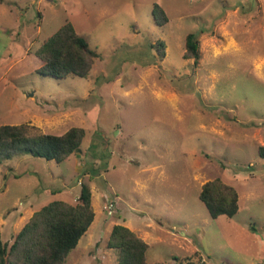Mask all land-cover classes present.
<instances>
[{
	"label": "rangeland",
	"instance_id": "rangeland-1",
	"mask_svg": "<svg viewBox=\"0 0 264 264\" xmlns=\"http://www.w3.org/2000/svg\"><path fill=\"white\" fill-rule=\"evenodd\" d=\"M67 22L99 53L88 77L37 72L41 45ZM191 32L198 62L184 58ZM4 124L86 130L63 162L0 164L9 243L49 202L78 203L86 184L95 219L65 264H118L116 224L150 244L149 262L264 264V0H0ZM217 178L239 192L232 217H212L200 199Z\"/></svg>",
	"mask_w": 264,
	"mask_h": 264
},
{
	"label": "trees",
	"instance_id": "trees-1",
	"mask_svg": "<svg viewBox=\"0 0 264 264\" xmlns=\"http://www.w3.org/2000/svg\"><path fill=\"white\" fill-rule=\"evenodd\" d=\"M154 20L159 25L168 21L162 5L154 3ZM165 56V42L157 45ZM38 56L42 65L37 72L58 78L69 76L88 77L99 53L75 29L65 23L41 45ZM184 58H201L198 32H191L186 39ZM27 124L0 126V164L15 156L30 154L63 162L82 146L86 130L73 126L62 134L33 131ZM264 158V145L259 147ZM200 199L206 204L212 217L234 216L240 208L237 188L217 178L207 181L200 191ZM95 219L90 186L83 184L76 204L66 200H54L36 211L12 243L5 240L0 230V264H65ZM108 245L118 251V264H161L149 262L150 244L137 232L124 224H116ZM189 264H196L190 262Z\"/></svg>",
	"mask_w": 264,
	"mask_h": 264
},
{
	"label": "built area",
	"instance_id": "built-area-1",
	"mask_svg": "<svg viewBox=\"0 0 264 264\" xmlns=\"http://www.w3.org/2000/svg\"><path fill=\"white\" fill-rule=\"evenodd\" d=\"M113 204H114L113 202L110 203L111 206H113Z\"/></svg>",
	"mask_w": 264,
	"mask_h": 264
}]
</instances>
